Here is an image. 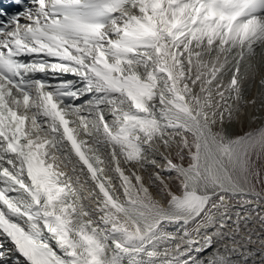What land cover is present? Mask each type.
Masks as SVG:
<instances>
[{"label": "snow or ice", "instance_id": "6c2138e0", "mask_svg": "<svg viewBox=\"0 0 264 264\" xmlns=\"http://www.w3.org/2000/svg\"><path fill=\"white\" fill-rule=\"evenodd\" d=\"M9 3L0 264H264V0Z\"/></svg>", "mask_w": 264, "mask_h": 264}, {"label": "rangeland", "instance_id": "374dc122", "mask_svg": "<svg viewBox=\"0 0 264 264\" xmlns=\"http://www.w3.org/2000/svg\"><path fill=\"white\" fill-rule=\"evenodd\" d=\"M261 115H264V113H261ZM253 126H255V125H253ZM247 127H248V125L245 124V128H247ZM238 131H239V129H238ZM261 207H264V202H261V205L258 206V210H259ZM257 228H258V226H257Z\"/></svg>", "mask_w": 264, "mask_h": 264}]
</instances>
